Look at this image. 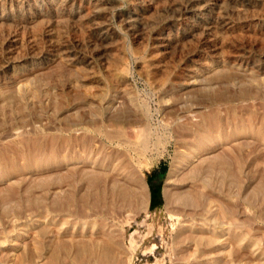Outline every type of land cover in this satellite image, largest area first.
Instances as JSON below:
<instances>
[{
  "label": "rangeland",
  "instance_id": "rangeland-1",
  "mask_svg": "<svg viewBox=\"0 0 264 264\" xmlns=\"http://www.w3.org/2000/svg\"><path fill=\"white\" fill-rule=\"evenodd\" d=\"M53 63L0 88V264H264V72L216 66L198 87L176 85L166 96L133 75L130 91L112 90L101 104L80 89L79 73ZM123 100L146 103L150 138L137 127L139 108ZM223 158L227 219L212 168ZM173 162L182 165L177 203L164 210ZM135 180L145 182L147 201ZM157 208L158 217L146 216ZM85 243L91 250L79 253Z\"/></svg>",
  "mask_w": 264,
  "mask_h": 264
},
{
  "label": "bare ground",
  "instance_id": "bare-ground-1",
  "mask_svg": "<svg viewBox=\"0 0 264 264\" xmlns=\"http://www.w3.org/2000/svg\"><path fill=\"white\" fill-rule=\"evenodd\" d=\"M56 61L63 64V68L65 65L79 73V84L83 87L80 89L90 88L96 92V102L101 104L112 90L117 92L125 88L130 91L128 88L133 82V75L144 82L151 94L166 96V92L176 85L198 87L200 78L209 79L216 66L221 68L227 65L237 72L241 70L246 77L250 76L246 74L250 72L260 74L264 72V0H0V88L16 85L24 75L34 74L36 70H43ZM123 90L122 93L126 91ZM142 98L140 102L147 100ZM108 103L105 106L110 108L111 104ZM125 103L131 108H139L140 124L136 126L143 127L142 138L148 137L153 131L147 133L151 114L142 109L141 105L145 102L140 106L129 101ZM197 151H200V147ZM172 164L161 190L164 210L177 203L172 187L176 185V174L182 165L177 166L178 162ZM111 167L113 170L115 166ZM213 167L219 170L224 184L225 198L222 201L226 206L222 216L227 219L231 170L226 158ZM138 183L141 187V193L138 194L147 201L145 182L139 180ZM207 202L212 205V201ZM158 208L155 211L148 210L146 216L155 218L156 212L161 210ZM159 228L156 227V231ZM84 246L83 250L81 247L78 249L79 253L89 249ZM110 255L109 251H105L102 258L108 260ZM52 256L55 257L56 252L53 251Z\"/></svg>",
  "mask_w": 264,
  "mask_h": 264
},
{
  "label": "trees",
  "instance_id": "trees-1",
  "mask_svg": "<svg viewBox=\"0 0 264 264\" xmlns=\"http://www.w3.org/2000/svg\"><path fill=\"white\" fill-rule=\"evenodd\" d=\"M160 193V187H155L154 189L151 190V207L154 206V199L156 196H158Z\"/></svg>",
  "mask_w": 264,
  "mask_h": 264
}]
</instances>
